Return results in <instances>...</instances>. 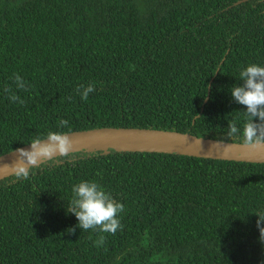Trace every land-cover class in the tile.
<instances>
[{
  "label": "trees",
  "instance_id": "trees-1",
  "mask_svg": "<svg viewBox=\"0 0 264 264\" xmlns=\"http://www.w3.org/2000/svg\"><path fill=\"white\" fill-rule=\"evenodd\" d=\"M250 64L264 66V0H0V155L98 127L242 143L227 136L245 120L230 89ZM81 180L125 205L123 229L99 248L66 210ZM261 211L264 162L74 151L0 178V264H264Z\"/></svg>",
  "mask_w": 264,
  "mask_h": 264
},
{
  "label": "clouds",
  "instance_id": "clouds-1",
  "mask_svg": "<svg viewBox=\"0 0 264 264\" xmlns=\"http://www.w3.org/2000/svg\"><path fill=\"white\" fill-rule=\"evenodd\" d=\"M242 84L234 85L230 89L231 97L235 102L244 106L245 120L241 127L233 120L228 122V137L242 135L244 147L262 152L264 151V66L250 64L239 73ZM13 84L16 90L27 91L28 83L19 74H14ZM8 93L10 102L24 104V100L17 95L12 86L4 89ZM95 91L94 84L81 85L76 93L82 100L87 101L89 94ZM71 99V98H69ZM69 126V121L60 119L58 128ZM217 143H222L217 141ZM74 149V142L69 135L61 131H49L46 136H37L28 148H17L16 160L11 165H3L5 172L13 174L17 179H27L31 169L45 161H53L57 157L68 158ZM225 146V154L227 153ZM67 212L72 213L78 220L81 230H92L98 234L93 240L94 247L105 244L104 234H115L123 229L121 213L125 205L114 200L105 188L94 180H81L72 187V198L67 204ZM258 217L257 228L260 232V240L264 242V211L255 214ZM69 233L75 231L68 229Z\"/></svg>",
  "mask_w": 264,
  "mask_h": 264
},
{
  "label": "water",
  "instance_id": "water-1",
  "mask_svg": "<svg viewBox=\"0 0 264 264\" xmlns=\"http://www.w3.org/2000/svg\"><path fill=\"white\" fill-rule=\"evenodd\" d=\"M243 0H238V2ZM74 142V151H149L176 153L213 159L264 162V151L257 152L242 143L197 136L176 130L140 127H98L65 132ZM221 141L222 143H217ZM225 146L227 153L225 154ZM29 143L17 148H28ZM0 155V178L11 173L3 165L16 160V149Z\"/></svg>",
  "mask_w": 264,
  "mask_h": 264
}]
</instances>
